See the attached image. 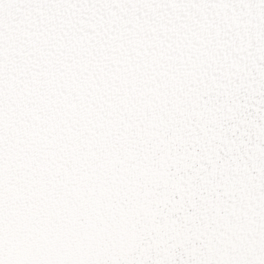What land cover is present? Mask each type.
<instances>
[{"label": "snow or ice", "instance_id": "snow-or-ice-1", "mask_svg": "<svg viewBox=\"0 0 264 264\" xmlns=\"http://www.w3.org/2000/svg\"><path fill=\"white\" fill-rule=\"evenodd\" d=\"M0 264H264V0H0Z\"/></svg>", "mask_w": 264, "mask_h": 264}]
</instances>
